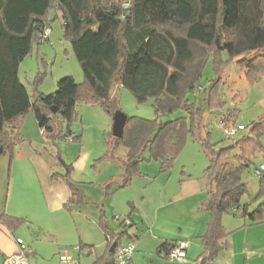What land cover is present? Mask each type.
I'll return each instance as SVG.
<instances>
[{"label":"trees","instance_id":"1","mask_svg":"<svg viewBox=\"0 0 264 264\" xmlns=\"http://www.w3.org/2000/svg\"><path fill=\"white\" fill-rule=\"evenodd\" d=\"M58 19L83 81L60 79L55 92L45 95L39 92L44 74H38L30 93L19 79V65L42 45L38 35ZM208 63L215 76L205 89H199ZM230 63L244 70L250 83L264 75V0H0V157H7L9 164L13 160L20 142L19 134L13 133L30 113L46 146L54 149L53 160L63 170V175L52 174L50 180H61L70 192L65 210L70 211L73 205L85 206L82 190L71 181L72 167L56 146L63 138L80 139L71 131L77 105L98 104L112 116L120 111L112 96L115 88L129 91L139 104L151 100L156 118L127 117L122 138L106 141L103 160L119 164L121 190L139 173L143 161L159 163L162 174L172 169L188 137L200 143L208 160L204 171L208 199L201 210L208 213L209 220L201 237L199 264H207L225 250L221 218L237 215L247 194L242 174L262 152L264 135L263 113L248 127L246 135L231 139L228 147L216 150L209 133L201 136L204 109H223L221 72ZM198 91L202 95L200 104L192 100ZM180 111L184 115L179 118L158 120ZM235 119L236 111H228L221 124L235 127ZM245 130L243 127L238 133ZM120 148L125 150L122 158L117 156ZM145 152L148 156L144 158ZM259 183L263 190L264 171ZM100 186L105 200L112 181ZM96 210L97 227L105 237L107 250L94 264H113L110 246L119 245L130 235L125 230H113L101 206ZM263 212L264 204L251 212L244 206L238 216L255 223L262 220ZM23 224V219L0 215V226L11 233ZM170 244L163 243L159 251L167 250ZM79 248L88 249L91 255V246L80 244Z\"/></svg>","mask_w":264,"mask_h":264},{"label":"rangeland","instance_id":"2","mask_svg":"<svg viewBox=\"0 0 264 264\" xmlns=\"http://www.w3.org/2000/svg\"><path fill=\"white\" fill-rule=\"evenodd\" d=\"M50 30L49 42H42V45L35 47L31 55L27 56L19 65V79L30 93H32L34 79L38 74H44L39 90L45 95L55 92L56 84L60 79L72 77L76 83L83 81L82 71L72 53L70 43L63 38L61 20L55 21ZM214 76L211 63H208L200 80L199 89H205ZM221 77L224 82L220 89L224 103L223 109L218 111L204 109L203 123L205 129L202 130L201 134L205 137L206 133H209L210 143L214 145L216 150L228 147L232 143V140L227 139L224 135L225 127L221 124L223 114L228 111H236L235 128L238 126L246 128L245 131L237 134L235 138L237 139L246 135L248 127L257 122L264 113V75L259 76L256 82L250 83L246 80L244 70H241L235 63H230L222 70ZM194 95L192 100L200 104L201 93L198 91ZM112 96L116 100L117 108L127 117L144 120L156 118L151 100L139 104L132 94L123 88L115 89ZM76 112V119L71 125V131L74 136H80V139L74 141L71 137L63 138L57 141L56 146L60 150L62 159L72 167L70 177L72 182L102 181L114 174L116 169H119L118 163L103 160L106 153V141L113 137L111 134L112 116L108 115L98 104L80 103L76 107ZM183 115L184 113L180 111L175 115L160 117L158 120L167 122ZM20 125L16 131L20 134V142L16 147V157L21 158L23 154L28 155L27 149L30 145V150L42 156L51 172L63 173V170L57 166L52 158L54 149L46 146L30 113L21 120ZM64 133L66 134V128ZM261 145L262 152L259 157H256L253 165L242 174V182L247 188V194L240 202L239 211L244 206L253 211L259 205L264 204V188L262 190L259 178L254 174L255 168L264 166V135L261 137ZM124 153L125 150L120 148L117 151V156L122 158ZM29 154L32 153L29 151ZM147 156L148 152H145L143 157ZM30 158L28 156V159ZM174 165H176L175 169H173ZM147 166L149 168H145ZM207 166L208 160L201 150L200 143L188 137L182 151L174 160L172 169L175 170L176 174L184 169L192 172L195 176H202L205 180L204 171ZM140 167H142V173L151 174L154 171V177L160 174V165L157 162L147 163V161H143ZM172 169L162 173V175H169ZM10 188L13 189V186L9 187L7 158L0 157V210L3 209L5 197ZM86 189H88L86 191L87 204L83 207L76 206L72 207L70 211L62 210V212L54 208L45 214H35L34 223L23 224L15 231V235L1 231L0 250H2L1 247L7 248L13 245V238H20L24 245L28 246L27 249L32 251L36 259H39L43 264H55L53 261L55 257L49 260L54 250L59 248L72 249L78 246L79 242L92 246L91 258L102 254L105 237L96 228L95 215L97 212L94 210L95 202L100 201V189L91 185H88ZM118 203L116 207L121 211L124 207L120 201ZM115 213L118 215L119 212ZM138 259L137 255L133 257L134 264ZM80 261L81 264H87L89 259L82 257ZM149 262L150 259L146 257L144 263L149 264ZM32 264H36L34 260Z\"/></svg>","mask_w":264,"mask_h":264},{"label":"crops","instance_id":"3","mask_svg":"<svg viewBox=\"0 0 264 264\" xmlns=\"http://www.w3.org/2000/svg\"><path fill=\"white\" fill-rule=\"evenodd\" d=\"M30 149L31 147L28 145V155L23 154L21 158L16 157L15 149L10 164L6 157L9 187L12 185L13 189L8 190L3 209L0 210V215L5 214L23 219L26 224L34 223L35 214H45L54 208L59 209L60 212L64 211V205L71 198L70 192L61 180H50L52 174L63 175V173L51 172L42 156ZM29 151L32 154H29ZM20 152L22 153L21 149ZM259 155L260 153L256 157ZM28 156L31 158L28 159ZM173 169L167 176L158 174L154 177V171L151 174L142 173V167H140L139 173L132 178L130 184L121 190H118L122 174L120 167L115 170L114 174L102 181L73 182L77 188L82 190L85 202L88 185L100 189V195L98 194L100 201L94 204V210L97 212L95 215L97 229L99 220L97 205L104 209L107 224L116 232L119 226L113 222V218L119 216L129 219L130 225L125 231L130 235L126 240L134 242L131 264H134L133 257L135 255L139 257L135 264H145L146 257L150 259L149 264L200 263V257L203 253L201 237L209 220L208 213L201 210L202 204L208 199L204 189L205 180L202 176H195L192 172L184 169L176 174ZM108 181H112V186L109 196L104 200L100 185ZM118 201L124 207L121 211L116 207V204H119ZM129 204L132 205V208L128 207ZM72 207L74 208L76 205L71 206L70 210ZM249 211L251 212L250 209ZM115 212H119L118 215ZM239 212L237 210L235 216H222L221 224L226 232L224 239L226 247L218 257L207 264H264V212L262 220L255 223L238 216ZM1 231L15 235V232L11 233L3 226H0V233ZM14 239L13 245L7 248L1 247L0 264L4 256L17 252ZM175 242H185L187 245L186 260L181 263L167 261L162 257L163 251H159L163 243ZM80 244L82 243L79 242L78 246ZM78 246L72 249L59 248L54 250L49 260L55 257L54 263L59 264L58 255L60 253H66L76 258L78 254L75 248ZM106 250L107 243L105 241L102 254L91 258L92 248L91 255L85 257L89 259L87 264H94L96 258L103 255ZM33 260L36 264H43L39 259H36L31 251L29 255L30 264Z\"/></svg>","mask_w":264,"mask_h":264},{"label":"built area","instance_id":"4","mask_svg":"<svg viewBox=\"0 0 264 264\" xmlns=\"http://www.w3.org/2000/svg\"><path fill=\"white\" fill-rule=\"evenodd\" d=\"M124 7H127V4H125ZM50 33V28H44L42 33L38 35L39 41L46 42L47 40H49ZM242 129V126H238L237 128L225 127L224 135L227 139H233ZM263 171L264 166L261 165L258 168H255L254 174L259 178ZM113 222L118 224V231H123L130 225V221L128 218H122L119 216L114 217ZM124 239L126 240L127 238ZM123 240L119 245L115 246L113 252V264H131L132 254L134 252V242L131 240ZM14 243L17 247V252L4 256L1 264H30L29 255L31 254V251H29L24 245L23 240L20 238H15ZM186 248L187 245L185 242L171 243L168 249L163 251L162 257L169 262L181 263L186 260ZM75 251L78 254V257L76 258L66 253H60L58 255L59 264H81L80 258L88 257L90 255L88 249H80L79 247H76Z\"/></svg>","mask_w":264,"mask_h":264},{"label":"water","instance_id":"5","mask_svg":"<svg viewBox=\"0 0 264 264\" xmlns=\"http://www.w3.org/2000/svg\"><path fill=\"white\" fill-rule=\"evenodd\" d=\"M51 112L55 113L56 108L52 107ZM126 120H127V116L124 113H122L121 111H116L115 113H113L111 134L114 138H117V139L122 138L123 129H124ZM115 246L116 245L114 243L110 246V248L108 250V252L110 254H113Z\"/></svg>","mask_w":264,"mask_h":264}]
</instances>
